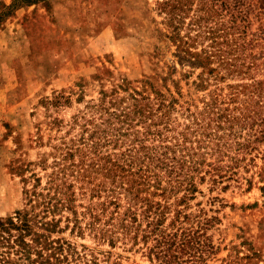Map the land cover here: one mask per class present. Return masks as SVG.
<instances>
[{"label":"rangeland","instance_id":"rangeland-1","mask_svg":"<svg viewBox=\"0 0 264 264\" xmlns=\"http://www.w3.org/2000/svg\"><path fill=\"white\" fill-rule=\"evenodd\" d=\"M20 213L0 264H264V0H0Z\"/></svg>","mask_w":264,"mask_h":264},{"label":"trees","instance_id":"trees-1","mask_svg":"<svg viewBox=\"0 0 264 264\" xmlns=\"http://www.w3.org/2000/svg\"><path fill=\"white\" fill-rule=\"evenodd\" d=\"M12 228L17 230L15 244L20 246V248H17L18 252L29 255L32 250H36L39 255L43 254L39 249H37L36 246H34L32 242L26 238V236H28L30 239L33 238L34 241L40 243L38 238L34 237V235L37 236V233L34 231V224L29 223L26 213H20V216H18L17 220H15L14 217L0 220V232L2 236L6 235V233L11 234Z\"/></svg>","mask_w":264,"mask_h":264}]
</instances>
